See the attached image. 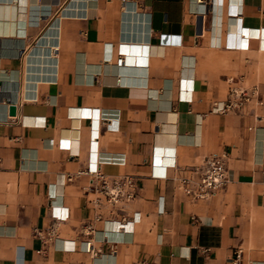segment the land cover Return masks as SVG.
<instances>
[{"label":"crops","instance_id":"crops-1","mask_svg":"<svg viewBox=\"0 0 264 264\" xmlns=\"http://www.w3.org/2000/svg\"><path fill=\"white\" fill-rule=\"evenodd\" d=\"M231 84L260 103L212 112ZM222 152L228 184L190 200L177 171ZM86 168L137 186L123 229L94 222L96 256L89 175L66 179ZM52 225L73 249L43 244ZM238 250L264 264V0H0V264H233Z\"/></svg>","mask_w":264,"mask_h":264},{"label":"built area","instance_id":"built-area-1","mask_svg":"<svg viewBox=\"0 0 264 264\" xmlns=\"http://www.w3.org/2000/svg\"><path fill=\"white\" fill-rule=\"evenodd\" d=\"M198 4L208 6L211 0H196ZM260 103L258 89L256 86L250 88L231 84L224 100L214 102L212 112H227L242 110L251 101ZM82 174L89 175L87 191L91 193L88 202L92 205L93 216L83 224L81 234L88 236L84 240L86 252L93 256L97 251L92 245V235L95 231L94 222H117L120 229L130 222L125 214L124 207L131 203L137 196V186L134 177L129 174L109 175L101 172L98 168H86L76 172L74 175L66 176L72 180ZM174 179L179 190L190 200H207L214 197L229 182L228 155L226 152L213 153L205 156L201 163L190 165L178 170ZM106 208L107 213L102 212ZM134 218H132L133 221ZM43 244L55 246L59 237L55 226H50L42 235ZM45 249L37 250L43 253ZM240 250L236 253L233 264L239 262Z\"/></svg>","mask_w":264,"mask_h":264},{"label":"bare ground","instance_id":"bare-ground-1","mask_svg":"<svg viewBox=\"0 0 264 264\" xmlns=\"http://www.w3.org/2000/svg\"><path fill=\"white\" fill-rule=\"evenodd\" d=\"M73 240H71V239H66V238H63V239H61V240H58L57 242H56V244H57V246H60V245H62L63 246V250H70V249H73V248H71V246L74 244L73 242H72ZM84 248L86 249V244L84 243Z\"/></svg>","mask_w":264,"mask_h":264},{"label":"water","instance_id":"water-1","mask_svg":"<svg viewBox=\"0 0 264 264\" xmlns=\"http://www.w3.org/2000/svg\"><path fill=\"white\" fill-rule=\"evenodd\" d=\"M14 114H15V108H14V106H10L9 115H14Z\"/></svg>","mask_w":264,"mask_h":264}]
</instances>
